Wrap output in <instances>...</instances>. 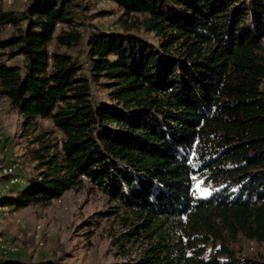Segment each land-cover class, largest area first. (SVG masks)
<instances>
[{
  "label": "trees",
  "instance_id": "obj_1",
  "mask_svg": "<svg viewBox=\"0 0 264 264\" xmlns=\"http://www.w3.org/2000/svg\"><path fill=\"white\" fill-rule=\"evenodd\" d=\"M110 1L114 31L83 30L79 0L22 11L0 0V96L38 171L25 184L17 176L0 207H47L89 183L132 213L147 242L124 264H264L231 247L241 236L264 244V0ZM53 42L84 45L86 59ZM103 79L109 102L96 105ZM19 255L0 264H61Z\"/></svg>",
  "mask_w": 264,
  "mask_h": 264
},
{
  "label": "rangeland",
  "instance_id": "obj_2",
  "mask_svg": "<svg viewBox=\"0 0 264 264\" xmlns=\"http://www.w3.org/2000/svg\"><path fill=\"white\" fill-rule=\"evenodd\" d=\"M7 3H12L6 5L8 8L22 11L29 0H7ZM79 3L78 21L83 24V30L96 27L114 31L119 28L117 22L121 14L115 3L110 0H79ZM102 12L105 14L100 16ZM13 32L14 29L9 27L4 35ZM140 34L156 41L154 35ZM83 46L66 50L53 42L49 47L67 52L83 62L86 59ZM8 52L0 50V54ZM10 64L22 65V58L16 57ZM85 70L90 75L88 66ZM105 83L103 79L92 84V100L96 105L109 102V92L103 87ZM22 123L9 99L0 96V197L19 187L11 186L21 182L17 176H21L25 184L27 179L38 175L36 164L26 155L28 140L22 138ZM43 128L51 130L53 125L43 122ZM194 187L203 196L210 192V187L198 177L194 178ZM136 224L130 211L89 183L78 191L67 192L47 207L31 206L16 211L0 207V262L9 252L20 251V258L33 263L50 260L61 264H124L138 260L147 246L141 236H136ZM231 247L238 256L264 261V244L241 236Z\"/></svg>",
  "mask_w": 264,
  "mask_h": 264
},
{
  "label": "bare ground",
  "instance_id": "obj_3",
  "mask_svg": "<svg viewBox=\"0 0 264 264\" xmlns=\"http://www.w3.org/2000/svg\"><path fill=\"white\" fill-rule=\"evenodd\" d=\"M5 173H7L6 171H4ZM6 209H8V207H5ZM41 246V245H40Z\"/></svg>",
  "mask_w": 264,
  "mask_h": 264
},
{
  "label": "built area",
  "instance_id": "obj_4",
  "mask_svg": "<svg viewBox=\"0 0 264 264\" xmlns=\"http://www.w3.org/2000/svg\"><path fill=\"white\" fill-rule=\"evenodd\" d=\"M2 140V139H1ZM6 172H8V166H7V170H6Z\"/></svg>",
  "mask_w": 264,
  "mask_h": 264
}]
</instances>
